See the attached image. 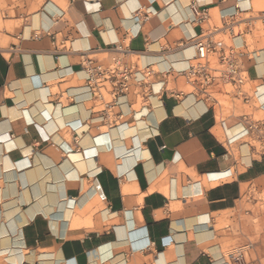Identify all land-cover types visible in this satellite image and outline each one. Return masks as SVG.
Masks as SVG:
<instances>
[{
    "label": "crops",
    "instance_id": "1",
    "mask_svg": "<svg viewBox=\"0 0 264 264\" xmlns=\"http://www.w3.org/2000/svg\"><path fill=\"white\" fill-rule=\"evenodd\" d=\"M231 15L262 107L220 123L178 73ZM263 16L264 0H0V264H259ZM116 44L142 82L106 106L85 62Z\"/></svg>",
    "mask_w": 264,
    "mask_h": 264
},
{
    "label": "built area",
    "instance_id": "2",
    "mask_svg": "<svg viewBox=\"0 0 264 264\" xmlns=\"http://www.w3.org/2000/svg\"><path fill=\"white\" fill-rule=\"evenodd\" d=\"M208 18L207 12L197 13V22H204ZM259 30L264 35V16L259 18ZM246 19L235 15L224 17L219 25H213L203 34L194 37L197 50L191 66L178 73L184 77L191 87V92L211 104L220 123H224L226 116L232 114L230 110L239 103L250 109H260L258 86L249 79L247 63L253 59V51L246 48L239 50L232 42L233 35H242L246 27L242 26ZM114 54L107 65L87 60L85 66L88 72V83L93 98L105 100L109 106L117 102L118 97L127 95L131 90L133 81L142 82L135 78L136 69L126 60V51L121 45H113ZM152 71L145 73L147 82L151 81ZM171 91L167 88V81L162 83L160 89ZM176 98L185 94L183 91L172 93ZM228 104L232 105V108ZM249 129H253L258 120L250 113L239 114ZM244 131L228 139V143L235 142L245 136Z\"/></svg>",
    "mask_w": 264,
    "mask_h": 264
},
{
    "label": "rangeland",
    "instance_id": "3",
    "mask_svg": "<svg viewBox=\"0 0 264 264\" xmlns=\"http://www.w3.org/2000/svg\"><path fill=\"white\" fill-rule=\"evenodd\" d=\"M220 26V24H219ZM259 28V26H258ZM263 33L262 32H259L257 31L256 32V36H261ZM230 108H232V105L231 104H228ZM237 107H242V105H240L239 103L237 104ZM259 264H264V240H262V247H261V255H260V260H259Z\"/></svg>",
    "mask_w": 264,
    "mask_h": 264
}]
</instances>
